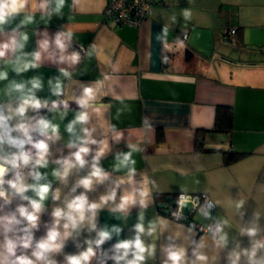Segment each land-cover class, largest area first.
<instances>
[{"label":"crops","instance_id":"1","mask_svg":"<svg viewBox=\"0 0 264 264\" xmlns=\"http://www.w3.org/2000/svg\"><path fill=\"white\" fill-rule=\"evenodd\" d=\"M37 3L38 0H31L33 10ZM105 4L106 0H77L73 7V0H66L59 16L42 18L37 11L35 22L25 29L29 40L24 49L32 52L37 48V41L43 38L39 33L47 31L51 39L61 30L73 33L68 53L76 51L74 45L85 47L80 53L81 62L68 69L72 80L65 81L66 93L68 98L72 93L79 95L81 86L89 84L96 90L95 102L87 107L88 127L96 130L95 138L109 143L101 165L111 174L109 181L88 193L90 200L106 194L117 178L126 179V169L113 170L116 153L129 150L133 153L137 172L135 187H140L139 182L143 181L142 186L149 193L147 207L133 205L126 219L122 216L116 219L109 211L113 207L110 203L98 214L97 227L119 225L122 228L119 239H130L135 235L134 225L143 214L146 228L151 221L158 224L153 235L142 237L146 244L155 245L154 256L145 264H164V248L170 244L183 246L187 251L186 264H192L195 260L192 250L201 242L205 246L199 251L207 256L201 264H228L227 255L237 241L242 247L250 246L249 238L239 234L244 224L255 216L264 228V0H155L150 15L137 27L105 21ZM185 10L191 12V19H184ZM172 16L176 17L175 21ZM230 27L236 29L234 43L224 37V31ZM165 28L167 48L157 39ZM178 39L182 45L177 44ZM185 49L191 52L186 54V59ZM67 67L45 59L40 68L19 76L9 70V79L40 76L44 88L38 95L55 99L51 97L47 80L60 75V69ZM5 83L0 82V89ZM69 104L70 111L63 121L56 115L55 123L60 126L62 139L51 145L53 159L70 151L66 147L68 134L64 128L79 109L73 101ZM218 104L232 106V128L227 133L206 131L204 146L215 149L197 152L195 130L212 127ZM40 114L52 117L46 109H41ZM145 117L151 130L143 127ZM113 125L117 132L123 133L118 142L112 139ZM158 130L161 139L157 138ZM223 150L248 154L224 165ZM87 171L86 167L74 172L67 187L55 182L53 187L59 186L67 194L76 179ZM132 187L122 184L117 190V202ZM80 191L83 189H78L77 194ZM181 192L204 193L212 199L213 219L197 211L191 219L210 224L227 220L226 248L217 246L209 231L198 232L187 222L166 215L168 197ZM239 201H243L240 210L244 212L243 219L235 207ZM46 204L37 238L44 234L43 223L51 220L54 202L49 199ZM87 237L85 232L79 239ZM117 239L112 238L116 242ZM76 251L73 241H68L64 252ZM57 258L63 259L62 255ZM92 264H96L95 260Z\"/></svg>","mask_w":264,"mask_h":264},{"label":"clouds","instance_id":"2","mask_svg":"<svg viewBox=\"0 0 264 264\" xmlns=\"http://www.w3.org/2000/svg\"><path fill=\"white\" fill-rule=\"evenodd\" d=\"M76 2L73 0V7ZM65 4L66 0H38L33 10L31 0H0V82H7L0 89V264H92L94 260L96 264H107L109 260L113 264H145L148 258L154 256L155 245L146 244L142 237L145 234L153 235L158 227L156 221L149 222L146 228L141 214L134 225L135 235L130 239H119L122 232L119 225L97 227L98 214L110 203L113 205L110 213L116 219L121 216L126 219L131 206L139 204L147 207L149 193L142 186L143 181L139 182L140 187H135L136 161L129 150L116 153L117 163L113 168L117 172L126 169V179L117 178L113 181L114 186L98 200L89 198V192L111 178L110 172L101 165L109 150V143L105 139L95 138L96 130L88 127L90 118L87 107L96 100L93 86H81L80 94L72 93L71 98L66 93L65 81L72 80V72L68 69L82 59L80 52L67 51L73 33L61 30L50 39L47 31H44L39 33L43 38L37 41L34 51L24 50L29 40L25 29L35 22L36 12L42 18L54 14L59 16ZM183 16L189 20L191 12L185 10ZM19 17L22 18L16 22ZM171 19L175 21L176 17L172 16ZM167 31L165 28L162 35L157 37L165 48L168 47ZM177 44L182 45V41L178 39ZM45 59L68 66L60 69V75L47 80L51 97L55 99L38 95L44 88L40 76L9 79V70L19 76L30 69L40 68ZM69 101H73L79 109L64 128L68 134L66 147L70 151L53 159L51 145L62 139L60 126L55 123L56 115L59 114L62 121L67 117ZM41 109H46L52 117L41 115ZM29 112L33 115H28ZM143 127L146 130L152 128L147 117L143 119ZM111 131L115 134L112 139L118 142L123 133L117 132L115 125ZM93 145L95 149L91 147ZM86 167L87 174L76 179L67 194L63 193L61 187H53L54 182L67 187L70 176ZM124 183L132 185V190H125L117 202V190ZM78 189L83 191L77 194ZM49 199L54 202L51 220L43 223L44 234L37 238L36 232L41 228V217L47 211L46 202ZM188 199L181 196V206ZM211 207L212 203L206 202L200 208L201 215L213 219L208 211ZM235 207L243 219L244 212L240 211L243 201L236 202ZM174 215L179 217V213ZM226 227L227 220H215L208 227L215 244L221 248H226L229 242ZM85 232L88 237L81 241L79 238ZM92 233L95 235L92 236ZM262 233L264 228L253 216L239 233L249 238L250 246L242 247L237 241L227 255L228 264H264ZM113 236L118 238L117 242L104 250L102 246ZM68 241L75 244V253L64 252ZM204 246L201 242L193 248L195 260L192 264L207 260V256L199 251ZM164 252V264H186L187 251L183 246L170 244L164 248ZM61 255L62 260L57 258Z\"/></svg>","mask_w":264,"mask_h":264},{"label":"built area","instance_id":"3","mask_svg":"<svg viewBox=\"0 0 264 264\" xmlns=\"http://www.w3.org/2000/svg\"><path fill=\"white\" fill-rule=\"evenodd\" d=\"M155 4V0H106V4L103 11L105 21H109L114 25H129L137 27L145 20L151 13L152 7ZM236 29L230 27L224 31V37L227 41L235 42ZM184 35L183 37H185ZM73 48L83 53L85 47L82 45H74ZM188 197V202L181 206L180 197ZM170 201H167L165 205V213L170 218L188 222L196 231L206 232L210 223H201L197 220H192V213L197 211L200 213V208L205 205L206 202H211L214 208V202L206 194H189V193H177L174 197L170 196ZM179 213V217L174 215Z\"/></svg>","mask_w":264,"mask_h":264},{"label":"trees","instance_id":"4","mask_svg":"<svg viewBox=\"0 0 264 264\" xmlns=\"http://www.w3.org/2000/svg\"><path fill=\"white\" fill-rule=\"evenodd\" d=\"M233 108L231 105H225V104H218L216 106L215 110V120L211 128L205 129V128H197L195 130V138H194V150L197 152H203V151H210L214 150L215 148H208L204 146L203 138L204 133L208 130L215 131V132H229L232 128L233 124ZM162 134L161 131H157V138L161 139ZM248 152L246 151H239V150H223L222 151V159L223 164L228 165L231 163H234L242 158H244ZM188 223V222H187ZM189 224V223H188ZM116 241L110 240L107 241L102 248L104 250H108L111 248L113 244H115ZM111 260L107 262L109 264Z\"/></svg>","mask_w":264,"mask_h":264},{"label":"water","instance_id":"5","mask_svg":"<svg viewBox=\"0 0 264 264\" xmlns=\"http://www.w3.org/2000/svg\"><path fill=\"white\" fill-rule=\"evenodd\" d=\"M189 52V54L191 53L188 49H185V59L187 58V53ZM164 60H166V56L164 55ZM171 199H170V197H168V201H170Z\"/></svg>","mask_w":264,"mask_h":264}]
</instances>
